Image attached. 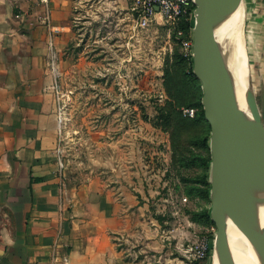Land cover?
Returning a JSON list of instances; mask_svg holds the SVG:
<instances>
[{
    "label": "rangeland",
    "instance_id": "374dc122",
    "mask_svg": "<svg viewBox=\"0 0 264 264\" xmlns=\"http://www.w3.org/2000/svg\"><path fill=\"white\" fill-rule=\"evenodd\" d=\"M109 1L76 0L69 63L55 74L64 178L85 206L99 203L102 220L111 222L107 264H209L210 252L196 259L192 251L203 239L213 241L215 231L203 215L210 213V188L207 197L198 182L199 158L210 155L199 140L205 123L194 120L200 91L185 77L192 58L183 41L192 28L178 36L159 17L140 28L127 0ZM245 1L260 107L264 0Z\"/></svg>",
    "mask_w": 264,
    "mask_h": 264
},
{
    "label": "crops",
    "instance_id": "0c3cea01",
    "mask_svg": "<svg viewBox=\"0 0 264 264\" xmlns=\"http://www.w3.org/2000/svg\"><path fill=\"white\" fill-rule=\"evenodd\" d=\"M74 4L0 0V264H56L54 253L107 264L112 251L111 222L69 188L58 152L54 82L69 63Z\"/></svg>",
    "mask_w": 264,
    "mask_h": 264
},
{
    "label": "water",
    "instance_id": "95a60500",
    "mask_svg": "<svg viewBox=\"0 0 264 264\" xmlns=\"http://www.w3.org/2000/svg\"><path fill=\"white\" fill-rule=\"evenodd\" d=\"M191 2L192 71L200 83L203 115L210 127V164L224 173L228 190L244 199L231 244L209 195L215 228L209 264H264V92L259 107L246 55L241 63L243 91L238 85L233 70L236 49L221 30L224 0ZM241 43L245 49V36Z\"/></svg>",
    "mask_w": 264,
    "mask_h": 264
},
{
    "label": "bare ground",
    "instance_id": "6f19581e",
    "mask_svg": "<svg viewBox=\"0 0 264 264\" xmlns=\"http://www.w3.org/2000/svg\"><path fill=\"white\" fill-rule=\"evenodd\" d=\"M224 6L225 11L223 21L221 23V30L236 49L233 70L236 75L238 85L243 91L245 84L243 80V66L241 67V63L243 64L245 55L248 61L247 45L244 49L243 44L241 43V37L245 35L246 1L224 0ZM208 177L213 190L210 197L215 202L217 216L224 228L227 230L232 244L235 222L240 215L244 199L241 195L228 190L225 183L226 177L217 164L211 162Z\"/></svg>",
    "mask_w": 264,
    "mask_h": 264
},
{
    "label": "built area",
    "instance_id": "2783aa9c",
    "mask_svg": "<svg viewBox=\"0 0 264 264\" xmlns=\"http://www.w3.org/2000/svg\"><path fill=\"white\" fill-rule=\"evenodd\" d=\"M130 3V9L137 13L136 25L145 28L161 19L163 25H166L169 31H175L180 36L183 34L179 29V23L182 20L193 21L194 5L191 0H127ZM47 18V17H46ZM192 40H184L183 48L185 54L191 58ZM55 87V85H54ZM62 166V164H60ZM212 241L203 239L200 243L192 247L194 258H205L211 251ZM51 261L58 264H69L66 254L59 255L54 253Z\"/></svg>",
    "mask_w": 264,
    "mask_h": 264
},
{
    "label": "trees",
    "instance_id": "16d2710c",
    "mask_svg": "<svg viewBox=\"0 0 264 264\" xmlns=\"http://www.w3.org/2000/svg\"><path fill=\"white\" fill-rule=\"evenodd\" d=\"M192 24H193V21H185V20H182L179 23V27L178 28L181 29L183 33L184 32L187 33V31L191 30ZM173 32H174L173 34H175V31H173ZM185 77L188 78L187 80L193 86H196L197 88H199V91H200V93H199V99L197 100V103H196V106H197L198 110L196 112V115L194 117V120L196 122H203V123H205L207 132H205L203 135H200L199 140L201 141V143L204 145L205 149L208 152V150H209V133H210V127H209V124L207 123V121L205 120L204 115H203V108H202V104H201L202 91H201L200 83H199L198 79L193 74L192 65L190 67L189 73L187 75H185ZM199 160H201V163L204 166V171H203V174L200 177H198V182H200L201 184L204 185L203 192L205 193V196L208 197V190L210 188V183L208 181V172H209V166H210L211 157H210V155L207 156V157L206 156L205 157H200ZM203 215L205 216V220L206 221H210V216H209V214H208L207 211H203Z\"/></svg>",
    "mask_w": 264,
    "mask_h": 264
}]
</instances>
